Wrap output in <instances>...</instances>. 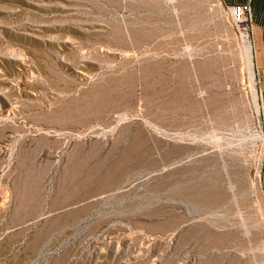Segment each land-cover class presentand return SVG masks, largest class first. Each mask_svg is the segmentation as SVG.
Returning <instances> with one entry per match:
<instances>
[{"label":"rangeland","instance_id":"374dc122","mask_svg":"<svg viewBox=\"0 0 264 264\" xmlns=\"http://www.w3.org/2000/svg\"><path fill=\"white\" fill-rule=\"evenodd\" d=\"M227 7L0 0V264H264V103Z\"/></svg>","mask_w":264,"mask_h":264},{"label":"crops","instance_id":"0c3cea01","mask_svg":"<svg viewBox=\"0 0 264 264\" xmlns=\"http://www.w3.org/2000/svg\"><path fill=\"white\" fill-rule=\"evenodd\" d=\"M228 6L249 3L252 8L253 17V41L255 45V56L257 75L264 103V0H223ZM264 121V119H263ZM264 123V122H263Z\"/></svg>","mask_w":264,"mask_h":264},{"label":"built area","instance_id":"2783aa9c","mask_svg":"<svg viewBox=\"0 0 264 264\" xmlns=\"http://www.w3.org/2000/svg\"><path fill=\"white\" fill-rule=\"evenodd\" d=\"M227 9L234 23L246 25L248 33H253L252 8L249 3L228 6Z\"/></svg>","mask_w":264,"mask_h":264},{"label":"bare ground","instance_id":"6f19581e","mask_svg":"<svg viewBox=\"0 0 264 264\" xmlns=\"http://www.w3.org/2000/svg\"><path fill=\"white\" fill-rule=\"evenodd\" d=\"M247 34V32H245ZM248 35V34H247ZM263 127H264V123H263ZM263 135H264V132H263Z\"/></svg>","mask_w":264,"mask_h":264}]
</instances>
